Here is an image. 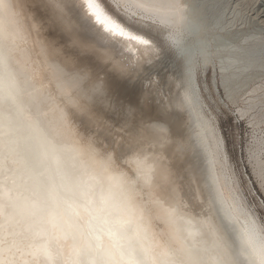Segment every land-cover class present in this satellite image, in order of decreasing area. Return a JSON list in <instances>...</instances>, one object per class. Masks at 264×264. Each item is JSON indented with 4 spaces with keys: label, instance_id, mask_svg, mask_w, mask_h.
Listing matches in <instances>:
<instances>
[{
    "label": "clouds",
    "instance_id": "obj_1",
    "mask_svg": "<svg viewBox=\"0 0 264 264\" xmlns=\"http://www.w3.org/2000/svg\"><path fill=\"white\" fill-rule=\"evenodd\" d=\"M76 3L0 0V264H264V222L214 173L187 89L182 137L104 115L80 57L121 78L141 63L86 38Z\"/></svg>",
    "mask_w": 264,
    "mask_h": 264
},
{
    "label": "snow or ice",
    "instance_id": "obj_2",
    "mask_svg": "<svg viewBox=\"0 0 264 264\" xmlns=\"http://www.w3.org/2000/svg\"><path fill=\"white\" fill-rule=\"evenodd\" d=\"M106 3L125 17L126 22L121 23L110 14ZM132 3L142 11H129ZM228 11L231 7H225L223 0H184L183 3L178 0H77L72 9L86 38L136 63L143 62L144 57L155 51V46L146 35L132 29L149 23L168 29L171 47L185 61L187 91L195 105L202 107L192 81L194 58L219 67L217 115L221 111L231 112L237 123L257 115L264 124V35L242 43L236 33L228 31V26L233 20L237 25L243 21L227 15L221 18V13ZM252 85H256L255 95L249 100L247 90ZM201 128L214 173L240 198L231 156L222 136L216 135L213 117L202 120ZM238 143L243 154V138ZM255 143L254 139L249 145L248 160L253 164L256 180L264 185V140L259 155Z\"/></svg>",
    "mask_w": 264,
    "mask_h": 264
},
{
    "label": "rangeland",
    "instance_id": "obj_3",
    "mask_svg": "<svg viewBox=\"0 0 264 264\" xmlns=\"http://www.w3.org/2000/svg\"><path fill=\"white\" fill-rule=\"evenodd\" d=\"M106 6L122 20L126 21V18L110 4L106 3ZM257 9L259 10V7L252 10L248 8L245 12L247 18L249 17L251 21L245 25L238 24L237 26L246 29L248 32L256 30L259 26L257 22L261 20L256 15ZM252 18L254 19L252 20ZM136 28L153 35L157 42L161 43L158 34L152 30L149 24L137 26ZM50 35L56 36L57 34L53 32ZM165 49L164 47V52L159 54L158 57L152 58V62L149 59L143 60L140 72L128 78H121L107 72L90 55L80 57L82 63H87L96 68L105 77L108 92L116 101L117 109L106 111L104 115L113 121L116 126H120L125 122L126 118L123 109L126 108L130 109L133 114V124H138L141 121H159L168 126L173 137L185 135V131H187L186 114L177 110V100L183 91L184 78L181 74L182 70L180 66L172 62L170 50ZM197 77L202 90V96L205 99V108L213 113L212 115L215 117L226 143L228 153L231 156L241 197L257 219L264 222V185L261 186L256 180V176L253 173V164L248 160L249 145L254 139L257 155L260 154L261 141L264 140V124L256 122V120L254 121L252 117L250 119L245 118L243 121L237 123L235 115L228 111H221L217 115L215 105L217 87L212 83L211 72L207 69L203 75L197 74ZM255 86L252 85L248 88V96L253 94L251 90ZM144 93H146L145 96ZM241 138H243V154L240 151L238 143Z\"/></svg>",
    "mask_w": 264,
    "mask_h": 264
},
{
    "label": "bare ground",
    "instance_id": "obj_4",
    "mask_svg": "<svg viewBox=\"0 0 264 264\" xmlns=\"http://www.w3.org/2000/svg\"><path fill=\"white\" fill-rule=\"evenodd\" d=\"M181 2L183 3L184 0H181ZM223 2L225 3V7H228V6L231 7V11L221 13V18L224 15H227L229 18H232L234 16L236 19L242 20L243 22L241 24H244V25L247 22L251 21L249 17L247 18V16H246L247 14H246L245 11L248 8L252 10L254 8L256 9V7H259V10L257 9L256 15L261 20H259V22H257L259 26H258V28L256 30H253L252 32H248L246 29H243V28H240L239 26H237V24H235L234 20H233V23L228 26V31L236 33L241 38V42L242 43H250L253 40V38L258 40L261 37V35H264V0H223ZM105 7L109 11V13L114 15V16H116V18L121 23H125L126 22V21L122 20L119 16H117L115 13L110 11V9H108L106 5H105ZM254 18H252V20ZM254 23H256V22L254 21ZM262 23H263V25H262ZM149 26L152 28V30L155 31L156 34H158V36L160 38V41H161L160 44L157 42V40L155 39V37L153 35L148 34L146 31L138 29V28H133L132 29L133 31H137V34L146 35V38L151 39L152 42H153V45L155 46V51L152 52L151 54H149L148 56L144 57V60L145 59H149V61L152 62V58H156V57L159 56V54H162L164 52L163 51L164 47L166 48L165 50L169 49L170 52H171L170 58H171L172 62L177 64L178 66H180V68L182 70L181 74H182V76L184 78V87H183V91H184V89H187V87H188L187 79H186L185 71H184L185 61H184L183 58L178 57L176 55V53H175V49L171 47L169 39H168L169 30L163 28L162 26L153 25V24H150V23H149ZM153 60H155V59H153ZM193 67H194V71H193V74H192V81H193V83H194V85L196 87L197 94L200 97V105L202 106V107H198L197 105L194 104L196 113L198 114L199 119H200L201 122H202V120H204L208 116H212L213 117V126H214V129H215L216 135H217V137H220V136H222V134H221V131H220L218 125H217L215 117L212 115L213 113L210 112L209 109L206 110V108H205V105H204L205 104V99L202 96V93H201L202 90H201V87H200V84H199V81H198V77H197V74L203 75V73L206 72L207 69H209V71L211 72V76H212V79H211L212 83H213V85H215L217 87V78H218V75H219V67H218V65H215L212 62L204 63L202 60H196L195 58H194ZM255 87L251 90L253 92V94L251 96H248L249 100H251L253 98V96L255 95V92H254ZM145 94L146 93H144V96H145ZM252 118H253L254 121L256 120V122L257 121L261 122L260 117L257 116V115L252 116ZM183 119H184V117H183ZM185 121H186V119H185ZM201 134L204 137V133L202 131V128H201ZM222 138H223V136H222ZM223 140H224V138H223ZM253 173L256 176L255 169L253 170ZM234 176H235V173H234ZM235 179H236V187H238V189H239L238 180H237L236 176H235ZM239 195H240V199L243 201V198L241 197L240 192H239ZM248 209H249V207H248ZM252 214L255 216V214L253 212H252Z\"/></svg>",
    "mask_w": 264,
    "mask_h": 264
}]
</instances>
